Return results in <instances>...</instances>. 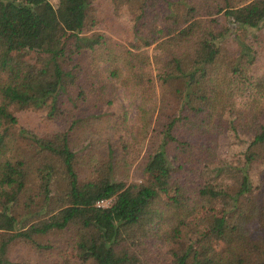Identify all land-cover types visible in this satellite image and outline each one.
<instances>
[{
    "label": "trees",
    "instance_id": "obj_1",
    "mask_svg": "<svg viewBox=\"0 0 264 264\" xmlns=\"http://www.w3.org/2000/svg\"><path fill=\"white\" fill-rule=\"evenodd\" d=\"M90 1L57 0L52 6L48 0H0V264H30L10 260L14 240L43 248L36 237L66 229L74 242L59 264H150L149 239L165 243L162 264H264V199L250 197L246 171L254 153L245 155L232 194L198 179L216 161L218 136L227 130L250 135V146L264 144L258 118L264 73H251L254 51L238 36V61L220 63L215 40L229 27H214L222 15L236 28H259L264 0H189L177 27L161 16L159 0L138 1L132 50L120 55L143 90L156 91L140 139L129 143L136 147L146 138L149 148L136 167L147 182L125 178L132 164L126 143L118 155L110 139L96 155L92 138L86 151L75 143V129L100 118V107L111 103L104 64H112L109 75L117 74L118 56L94 30ZM111 1L117 12L126 0ZM60 31L67 33L57 49L64 68L55 67L54 74L9 56L39 51ZM11 108L69 117L65 130L45 136L18 127L17 135L34 145L33 172L8 157V130L16 123ZM224 198L218 211L201 219L199 232L194 221L200 210ZM103 200L110 203L96 205ZM254 223L261 233L253 236Z\"/></svg>",
    "mask_w": 264,
    "mask_h": 264
},
{
    "label": "rangeland",
    "instance_id": "obj_2",
    "mask_svg": "<svg viewBox=\"0 0 264 264\" xmlns=\"http://www.w3.org/2000/svg\"><path fill=\"white\" fill-rule=\"evenodd\" d=\"M55 6L57 0H48ZM139 0H126L120 5L119 10L114 12L111 0H91V7L94 10L96 23L94 30L102 34L114 47L118 59L114 76L109 75L112 64L105 63V77L110 83V88L106 91L110 95L111 103L100 107V118L91 119L76 128L74 135L75 143L81 145L84 151L88 149V141L92 147L93 154L103 146V143L110 139L115 154H120L121 142L128 145L127 159L131 164L125 173L128 181L147 182V176L143 170L136 167L140 157L149 148L146 145V138L135 147L132 138L140 139L143 131V118H147L156 102V91H144L143 86L138 83L134 70L122 65L121 52L132 50L134 43L132 34L133 18L138 13ZM140 2V1H139ZM189 0H159L158 9L161 16L169 17L174 26L180 25V15ZM214 27H229V33L222 39H216L215 43L219 50L218 61L223 65H233L238 61L237 47L233 39L238 36L244 40L254 51V60L250 65L253 74L264 73V24L259 28L239 29L235 25L226 22L222 15H217ZM67 33L60 31L55 39L36 52L16 50L9 54L13 59L24 63L27 67L47 69L54 74L53 69L62 65V58L57 52L61 41ZM151 48V47H150ZM149 50L147 51H150ZM143 87V88H142ZM260 105L263 108L262 114L258 117L264 122V94L260 97ZM16 118V123L9 126L8 130V157L10 160H22L33 172L37 165V158L34 154V145L26 139L17 135L18 127L30 130L38 136H45L65 130L68 125V118L48 117L43 109H10ZM154 114V111L152 115ZM149 132V131H148ZM148 134V133H147ZM250 135H242L232 130H227L218 136L217 159L213 165L204 167L198 179L203 183H210L216 188H222L226 193L232 194L238 187L240 181V167L243 166L245 155L250 149L254 157L250 161L246 171L251 184L250 197L256 203H261L264 199V144L262 146H250ZM92 142V143H91ZM228 199H213L210 204L204 206L194 222L200 223L206 214H212L221 208V205ZM110 200L99 202L101 206H107ZM199 232H202L203 225H199ZM261 228L254 223L251 226V234L259 235ZM42 244L43 248H35L33 245L19 240L11 242L8 249V256L11 261L28 262L30 264H59L64 257H68L74 242L73 232L69 229L62 231H51L35 238ZM150 254L153 256L150 264H162L159 260L166 257V245L163 241L148 240ZM79 261L72 260L71 264H79Z\"/></svg>",
    "mask_w": 264,
    "mask_h": 264
},
{
    "label": "built area",
    "instance_id": "obj_3",
    "mask_svg": "<svg viewBox=\"0 0 264 264\" xmlns=\"http://www.w3.org/2000/svg\"><path fill=\"white\" fill-rule=\"evenodd\" d=\"M101 202V201H100ZM96 205H100L99 202L96 203ZM101 206V205H100Z\"/></svg>",
    "mask_w": 264,
    "mask_h": 264
}]
</instances>
